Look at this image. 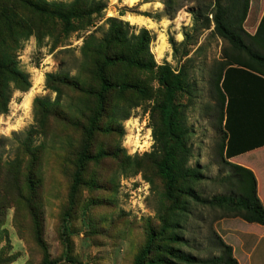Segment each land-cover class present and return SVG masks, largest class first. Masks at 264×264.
<instances>
[{
  "label": "rangeland",
  "instance_id": "374dc122",
  "mask_svg": "<svg viewBox=\"0 0 264 264\" xmlns=\"http://www.w3.org/2000/svg\"><path fill=\"white\" fill-rule=\"evenodd\" d=\"M47 1L66 5L73 0ZM96 1L101 6L100 13L93 16L92 25L86 29L63 33L52 17L35 16V35L19 42L17 67L27 75L29 87L23 91L11 84L8 109L0 113V160L8 163L20 156L25 159L23 152L27 148H42L38 156L42 200L39 222L44 247L36 241L34 221L25 205L13 201L0 215V264H40L46 253L49 259L58 260L56 264H133L150 232L155 234L156 244L180 253L197 259L218 256L220 251L211 230L219 210L189 197H182L178 207L171 206L163 195L164 183L155 164L158 143L153 134L160 125L157 103L162 90L154 72L131 68L112 71L113 76L145 86L148 93L142 96L130 90L108 96L90 145L92 155L104 154L85 163L72 195L77 154L84 138L80 126L88 123L92 104L88 95L46 75L82 80L83 39L87 34L100 38L107 28V17L128 22L132 31L146 28L151 35L149 50L155 62H166L172 67L177 60L169 37L179 43L184 39L182 32H187L186 43L178 46V52L187 46V57L192 58V92L180 94L178 101L184 105L189 130L187 143L192 155L188 165L202 174L191 185L203 199L229 189L222 181L228 169H224L219 152L221 131L212 108L210 86V74L221 60L225 42L214 33L213 25L204 28L201 20L194 26L189 12L194 6L192 1H187L173 16L164 13L159 0ZM38 79L40 82L26 106V95ZM48 86H58L59 93ZM36 98L57 101L59 106L37 105ZM59 110L76 126L62 121L59 113L58 118L55 112ZM151 256H163L166 264H189L165 248L154 250Z\"/></svg>",
  "mask_w": 264,
  "mask_h": 264
},
{
  "label": "trees",
  "instance_id": "16d2710c",
  "mask_svg": "<svg viewBox=\"0 0 264 264\" xmlns=\"http://www.w3.org/2000/svg\"><path fill=\"white\" fill-rule=\"evenodd\" d=\"M151 0H145L148 2ZM164 13L173 16L187 1L194 2L189 9L195 24L203 21L204 28L213 25L214 33L225 46L221 60L210 74L212 108L216 113L221 131L219 152L224 169H228L222 181L229 186L227 193L218 194L210 199L199 198L192 182L199 181L202 174L188 165L191 147L187 143L188 127L185 123L183 104L178 101L180 94L190 95L192 84L189 69L192 62L184 39L177 43L169 37L173 57L177 65L172 67L164 62L157 64L149 50L151 35L146 28L133 30L128 22L116 17H107L106 30L100 38L87 34L81 46L82 66L80 74L84 78H69L67 75L47 74L48 79L64 83L88 95L92 108L89 109L88 123L80 126L84 133L81 150L77 154L76 170L72 195L80 181L85 163L98 159L103 152L91 154L90 145L94 132L98 130L97 121L104 114L107 98L113 92L136 91L146 96L148 90L128 79L111 75L116 68H131L139 71L154 72L162 90L157 103L160 125L154 137L158 143V158L155 160L157 171L163 180L164 197L178 207L182 197H189L196 203L219 210L216 220L223 217H238L244 221L264 225V206L256 194V180L253 173L228 159L250 149L264 145V15L253 35L243 27L249 0H159ZM101 6L96 0H73L68 4L47 0H0V113H5L11 97V84L27 90V75L17 67L16 53L19 42L32 35L35 20L50 16L62 27L63 33L86 29L92 25L93 16L100 13ZM46 27V26H45ZM47 28V27H46ZM183 60V61H182ZM182 61V62H181ZM58 78V79H57ZM94 82V84H92ZM59 93L58 86H48ZM34 103L50 108L58 102L50 103L36 98ZM62 121H69L65 112L59 110ZM65 113V114H64ZM87 119V116H84ZM40 146L27 148L22 156L13 162L0 160V215L13 201L21 202L30 213L35 225L37 242L44 247L41 239L42 228L39 222L42 200L39 196ZM151 155V153L149 154ZM220 254L208 259H197L174 248L156 244L153 232L133 259V264H166L163 256L152 257L155 250L165 251L189 264H238L232 256V248L211 230ZM174 239V238H173ZM176 239V238H175ZM57 259H49L45 254L40 264H56Z\"/></svg>",
  "mask_w": 264,
  "mask_h": 264
},
{
  "label": "crops",
  "instance_id": "0c3cea01",
  "mask_svg": "<svg viewBox=\"0 0 264 264\" xmlns=\"http://www.w3.org/2000/svg\"><path fill=\"white\" fill-rule=\"evenodd\" d=\"M264 15V0H250L243 27L253 35ZM251 21V23H249ZM249 169L256 180V194L264 206V145L228 159ZM215 232L232 248L238 264H264V225L244 221L238 217H223L214 223Z\"/></svg>",
  "mask_w": 264,
  "mask_h": 264
},
{
  "label": "bare ground",
  "instance_id": "6f19581e",
  "mask_svg": "<svg viewBox=\"0 0 264 264\" xmlns=\"http://www.w3.org/2000/svg\"><path fill=\"white\" fill-rule=\"evenodd\" d=\"M135 1H136V0H128L129 3H133V2H135ZM156 52H157L158 54L161 53L160 49H157ZM161 54H162V53H161ZM39 82H40V81H39V79H38V80L35 82L34 86L28 91V93H27V95H26V98H25V104H26V106H28L30 96L32 95L35 86H36L37 83H39ZM27 111H28V110H27ZM134 140H135V139H134Z\"/></svg>",
  "mask_w": 264,
  "mask_h": 264
}]
</instances>
